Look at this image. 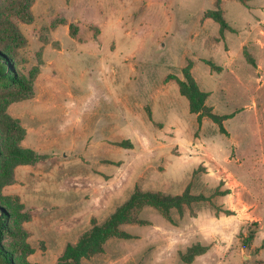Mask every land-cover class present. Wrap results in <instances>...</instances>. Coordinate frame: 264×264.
Segmentation results:
<instances>
[{
    "label": "rangeland",
    "instance_id": "1",
    "mask_svg": "<svg viewBox=\"0 0 264 264\" xmlns=\"http://www.w3.org/2000/svg\"><path fill=\"white\" fill-rule=\"evenodd\" d=\"M0 49L25 84L0 79V264H59L135 191L186 189L77 264H264V0H0Z\"/></svg>",
    "mask_w": 264,
    "mask_h": 264
},
{
    "label": "trees",
    "instance_id": "2",
    "mask_svg": "<svg viewBox=\"0 0 264 264\" xmlns=\"http://www.w3.org/2000/svg\"><path fill=\"white\" fill-rule=\"evenodd\" d=\"M207 15L220 24V31L223 34L224 30L228 28V23L221 11L209 10L207 11ZM28 20L31 21L32 17L28 16ZM4 25L10 38L14 40L22 39L11 23L6 22ZM0 79L7 80L12 84L25 86L24 79L19 77L16 72L12 57L2 49H0ZM181 91L183 95L189 98L191 112L198 113L199 123H201L202 116L205 114L220 126L222 132H226L223 121L232 115H220L214 111L212 106L206 105L207 92L201 91L195 83L189 81L182 83ZM202 197L191 194L189 189H186L180 195H165L160 192L137 190L105 222L101 224L94 223L93 227L84 233L76 244L69 245L59 264H77L81 257H90L101 252L104 243L111 237L131 238L132 235L122 231L120 226L124 223L143 222L138 219L137 213L144 206H153L165 216H169L172 208L182 209L184 204H189ZM4 229V218H0V237ZM201 252L202 249L197 250L195 247H191L187 255H182V259L190 263ZM0 253L3 254L2 249H0ZM3 262L4 264H13L10 259H6Z\"/></svg>",
    "mask_w": 264,
    "mask_h": 264
}]
</instances>
